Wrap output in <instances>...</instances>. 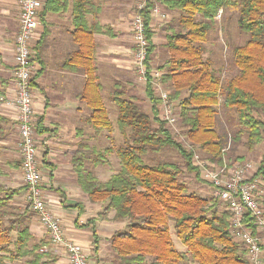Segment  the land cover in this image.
<instances>
[{"label":"trees","instance_id":"16d2710c","mask_svg":"<svg viewBox=\"0 0 264 264\" xmlns=\"http://www.w3.org/2000/svg\"><path fill=\"white\" fill-rule=\"evenodd\" d=\"M94 1L48 0L42 15L66 11L71 6L73 39L78 50L67 59L65 67L86 74L81 98L90 114L85 122L100 135L105 130L111 132L113 123L98 81L95 34H108L110 29L98 23L90 24L88 16L101 11ZM157 1L170 11L181 13L177 27H172L166 36L170 57L158 70L171 99L178 101L181 124L192 146L186 148L179 142L160 118L161 99L155 94L150 65L155 50L151 30L155 3L151 0L143 15L149 39L146 95L152 115L142 111L135 99H124L116 89L113 102L119 110L117 126L124 143L115 150L83 144V150L72 160L80 188L92 203L103 207L89 223L107 221L111 213L112 220L127 223L124 230L111 238L119 264H250L246 250L231 231L230 213L219 210V200L192 193L182 179L180 165L151 166L143 157L171 148L182 157L186 170L199 183H207L195 165L194 156L196 151H201L212 162L222 161L227 135L219 136L216 130L221 97L222 106L234 109L238 116L239 129L234 141L247 135L249 150L264 142V0ZM225 10L236 11L238 28L249 39L233 50L239 76L222 86L217 71L204 57V44L219 12ZM39 74L40 71L35 77ZM114 151L120 169L103 182L88 170L87 164L94 167L106 164L107 155ZM257 175L264 179V156ZM16 193L17 190L0 185V264L25 257L29 258L24 264H42L47 254L40 252L39 245L31 246L33 236L25 215L15 214L11 209L10 200ZM171 224L187 252L175 248Z\"/></svg>","mask_w":264,"mask_h":264},{"label":"crops","instance_id":"0c3cea01","mask_svg":"<svg viewBox=\"0 0 264 264\" xmlns=\"http://www.w3.org/2000/svg\"><path fill=\"white\" fill-rule=\"evenodd\" d=\"M19 1L0 0V185L7 190L18 191L10 200V206L15 214L25 215L33 236L31 246L39 245L40 252L43 250L47 254L42 264H70L65 250L51 244L48 233L27 204V191L21 170L17 112L11 105L16 96L14 70ZM42 1L44 8L40 13V25L33 45L36 69L37 72L40 71L34 81L33 106L45 197L50 210L61 218L66 239L82 248L90 264H119L118 255L112 249L111 238L117 231L124 230L127 223L112 220L113 213L107 221L89 223L91 219L98 217L103 207L99 203H92L80 188L72 162L76 153L83 150V144L99 148L97 131L85 122L90 114L87 103L81 98L86 74L83 70L76 72L65 67L67 59L78 50L73 39L72 9L69 6L66 11L42 15L48 0ZM137 2L138 0H95V5L101 11L95 16H88L90 24L98 23L110 29L108 34H95L96 67L102 96L104 84L116 88L121 85L120 81L126 82V92L131 87H138L139 90L143 86V95L147 96L146 84H135L137 81L132 59L128 8L130 4ZM163 9L168 19L165 21L154 17L151 22L152 42L155 46L150 59L152 71L158 70L170 57L166 36L169 34L167 30L171 31L172 25H169L175 11L165 7ZM122 94L124 98L123 91ZM147 104L152 110L150 101ZM98 167L100 166L95 168ZM94 170L90 171L95 174ZM113 174L111 172L107 180V177L102 179L99 175L96 176L106 182ZM28 258H20L17 262L24 264Z\"/></svg>","mask_w":264,"mask_h":264},{"label":"built area","instance_id":"2783aa9c","mask_svg":"<svg viewBox=\"0 0 264 264\" xmlns=\"http://www.w3.org/2000/svg\"><path fill=\"white\" fill-rule=\"evenodd\" d=\"M149 1L151 0H138L132 22L136 45L133 64L138 75L144 78L146 83L149 39L143 11ZM152 1L155 3L152 17L165 20L167 16L163 14L160 3L157 0ZM19 2V31L15 39L14 70L16 96L11 105L17 112L21 170L27 191V204L48 233L51 244L65 250L70 264H90L82 248L66 239L62 220L50 210L45 197L33 106V83L37 73L33 45L44 4L42 0ZM155 75L161 77L160 72ZM152 83L155 90L153 77ZM158 97L161 99L162 108L160 118L168 125L176 124L179 120L178 102L171 99L169 91H161ZM226 151V148L222 151L221 163L202 160L195 155V165L199 167L202 179L211 187L213 198L219 200L224 210L230 213L231 231L235 240L246 250L249 263L264 264V179L257 175L260 165L250 160L228 159L225 157Z\"/></svg>","mask_w":264,"mask_h":264},{"label":"rangeland","instance_id":"374dc122","mask_svg":"<svg viewBox=\"0 0 264 264\" xmlns=\"http://www.w3.org/2000/svg\"><path fill=\"white\" fill-rule=\"evenodd\" d=\"M137 4L134 5L130 4L128 8L130 10L132 59L136 47L133 39L132 22ZM161 10L163 14L167 16V18L165 19L166 21L168 19V15L166 11H164L162 6H161ZM172 14H173V21L169 26L172 25V27H177L181 13L179 11H175ZM167 32L169 33L170 31L167 30ZM248 39H249V35L241 32L240 29L238 28V14L236 13V11L225 10L218 14L217 22L213 26L212 30L209 32L207 42L204 44V48L206 49V53L204 57L206 60L211 62L212 67L217 71L221 79L222 86H224L231 79L239 76L240 70L235 64L233 50L238 46L244 45L248 41ZM134 70L137 81V83L135 84H139V83L141 85L145 84L146 82L144 78H141L140 75H138L135 67ZM157 72L158 70L154 69L152 77L154 81L155 92H157V95L160 96L161 91H169V90L161 83V77H157L155 75ZM120 84L121 85H119L116 88L112 87V85L106 86L104 84L103 97H104L105 106L109 111V118L113 123V130L111 132H107L105 130L99 135L98 147L100 149L111 147L115 150L124 143V137L119 131L117 126L119 110L118 107L113 102V97H114L113 95L116 89L119 90L120 92L123 91L125 96L124 99L135 98L137 105L141 108V110L149 115H152L151 109L147 107L148 106L147 102L149 103V100L147 96L144 97L143 95L145 91L143 86L140 87L139 90L138 87H131V89L128 90V92H126L125 91L127 89L126 82L120 81ZM222 102H223V98L221 97L220 105H218L217 107L216 130L218 131L219 136L227 135V139H226L227 143L224 147L227 149L225 153V157L228 159H236V160H250L259 166L264 156V142H261L258 145H256L253 150H249L248 146L246 145L247 135L243 134L240 140L234 141L233 138L234 134L236 133L237 128L239 129L238 120H237L238 116L234 109H226L225 107H223ZM161 110L162 108L160 106V111ZM167 128L174 135V137L179 142H181L186 148H190L192 146V143L189 141L186 135V128H184L181 124L180 116L176 124L174 125L167 124ZM195 154L198 155L199 158L202 160L206 159L205 155L201 151H196ZM107 159H108V164L100 166L98 167V169H96L92 165H88V170L96 169L94 170L95 175H99L102 179L106 178L111 172L116 173L120 169V162L116 156L115 151L108 154ZM143 160L146 164L151 166L158 165L160 163H175L180 165L183 169L182 179L186 181L190 191L202 198H208V199L213 198L211 193L212 189L208 185V183H199L195 178V175L189 173L186 170L182 157L175 150L171 148H166L159 153H150L144 156ZM107 179L108 177L105 180ZM219 207H220L219 210L221 211L224 210V206H222L221 204H219ZM171 235L174 241L175 248L180 252H187V248L182 244V242L177 237L172 224H171ZM7 263L21 264L18 263L17 261L14 263H10L8 261Z\"/></svg>","mask_w":264,"mask_h":264}]
</instances>
